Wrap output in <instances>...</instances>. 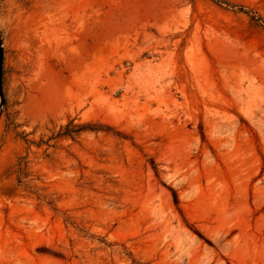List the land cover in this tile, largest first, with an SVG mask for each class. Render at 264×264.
I'll return each instance as SVG.
<instances>
[{
    "label": "rangeland",
    "instance_id": "rangeland-1",
    "mask_svg": "<svg viewBox=\"0 0 264 264\" xmlns=\"http://www.w3.org/2000/svg\"><path fill=\"white\" fill-rule=\"evenodd\" d=\"M220 1L0 0V264H264V0Z\"/></svg>",
    "mask_w": 264,
    "mask_h": 264
},
{
    "label": "water",
    "instance_id": "water-1",
    "mask_svg": "<svg viewBox=\"0 0 264 264\" xmlns=\"http://www.w3.org/2000/svg\"><path fill=\"white\" fill-rule=\"evenodd\" d=\"M2 57H3V52H2V47L0 44V98L3 101V92H2Z\"/></svg>",
    "mask_w": 264,
    "mask_h": 264
},
{
    "label": "trees",
    "instance_id": "trees-1",
    "mask_svg": "<svg viewBox=\"0 0 264 264\" xmlns=\"http://www.w3.org/2000/svg\"><path fill=\"white\" fill-rule=\"evenodd\" d=\"M217 3H222L220 0H215ZM88 125H85V126H80L78 129H77V131H79V130H83V129H88ZM69 131L70 130H68V132H63V133H60L59 134V136H62V135H69L68 133H69Z\"/></svg>",
    "mask_w": 264,
    "mask_h": 264
}]
</instances>
